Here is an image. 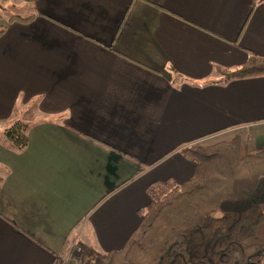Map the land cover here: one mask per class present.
I'll return each mask as SVG.
<instances>
[{
	"label": "crops",
	"instance_id": "1",
	"mask_svg": "<svg viewBox=\"0 0 264 264\" xmlns=\"http://www.w3.org/2000/svg\"><path fill=\"white\" fill-rule=\"evenodd\" d=\"M0 5V264L116 251L149 185L192 175L185 146L264 148V77H221L264 58V0ZM18 120L31 125L14 152L2 131Z\"/></svg>",
	"mask_w": 264,
	"mask_h": 264
},
{
	"label": "trees",
	"instance_id": "2",
	"mask_svg": "<svg viewBox=\"0 0 264 264\" xmlns=\"http://www.w3.org/2000/svg\"><path fill=\"white\" fill-rule=\"evenodd\" d=\"M18 19L30 18L9 21ZM221 77H264V58L249 57ZM30 125L18 120L5 127L6 146L23 151ZM180 153L195 165L190 178L150 184V204L125 244L104 254L81 246L84 264H264V148L251 150L235 136L206 148L185 146Z\"/></svg>",
	"mask_w": 264,
	"mask_h": 264
},
{
	"label": "rangeland",
	"instance_id": "3",
	"mask_svg": "<svg viewBox=\"0 0 264 264\" xmlns=\"http://www.w3.org/2000/svg\"><path fill=\"white\" fill-rule=\"evenodd\" d=\"M1 6V5H0ZM2 8L0 7V10H1ZM245 136V135H244ZM235 137V136H234ZM239 137V136H238ZM232 138V137H231ZM240 139H242L243 141H245L247 144L249 143V141H248V138H246V137H240ZM230 140V139H229ZM220 143V142H219ZM207 144V146H205L204 148H206V147H208V146H210V145H213V144H210V143H208V142H206L204 145H206ZM209 144V145H208ZM214 144H216V143H214ZM196 146H198V145H196ZM195 146V147H196ZM198 147H201V146H198ZM261 186H262V202H261V204H260V206H259V210L261 211V212H263L264 213V178H262L261 179ZM85 257H87L86 255H85ZM88 258V257H87ZM94 261V259L92 258V262ZM59 264V263H58Z\"/></svg>",
	"mask_w": 264,
	"mask_h": 264
},
{
	"label": "built area",
	"instance_id": "4",
	"mask_svg": "<svg viewBox=\"0 0 264 264\" xmlns=\"http://www.w3.org/2000/svg\"><path fill=\"white\" fill-rule=\"evenodd\" d=\"M74 253H76V255L78 256V258H76V260L74 261V264H84L85 256L82 255V249L80 245L75 246ZM87 264H93V263H87Z\"/></svg>",
	"mask_w": 264,
	"mask_h": 264
}]
</instances>
